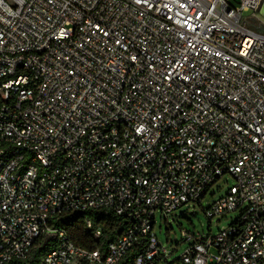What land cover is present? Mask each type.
<instances>
[{
  "label": "built area",
  "instance_id": "obj_1",
  "mask_svg": "<svg viewBox=\"0 0 264 264\" xmlns=\"http://www.w3.org/2000/svg\"><path fill=\"white\" fill-rule=\"evenodd\" d=\"M258 13L264 0H0V264L44 236L39 264H121L135 248L127 264H264ZM225 176L235 185L205 212L239 220L186 235L169 263L158 212L201 205ZM87 211L124 232L88 248L56 225Z\"/></svg>",
  "mask_w": 264,
  "mask_h": 264
},
{
  "label": "rangeland",
  "instance_id": "obj_2",
  "mask_svg": "<svg viewBox=\"0 0 264 264\" xmlns=\"http://www.w3.org/2000/svg\"><path fill=\"white\" fill-rule=\"evenodd\" d=\"M252 16L253 11L244 13L246 19H250ZM257 19L264 24L262 14L258 13ZM234 185L235 180L230 176H225L211 187L201 205L183 206L167 218L158 212L154 231L160 245L169 252L167 257L169 263L180 258L191 244L186 235L195 234L198 237H206L210 233L216 235L239 220L242 214L241 209L225 215L215 216L212 220H209L205 212L217 200L223 198Z\"/></svg>",
  "mask_w": 264,
  "mask_h": 264
},
{
  "label": "trees",
  "instance_id": "obj_3",
  "mask_svg": "<svg viewBox=\"0 0 264 264\" xmlns=\"http://www.w3.org/2000/svg\"><path fill=\"white\" fill-rule=\"evenodd\" d=\"M87 219H91L95 228H101L103 232L100 241H94L92 233L86 228ZM127 222L124 218L105 214L103 212H78L74 214L64 215L56 221V225L65 228L70 233L72 239L80 246L88 248H97L103 246L105 248L109 242L116 240L125 230ZM53 240L51 236H44L38 240L32 249L31 255L27 260L15 261L11 264H39L42 258L53 248ZM138 253L135 248L130 258L121 264L129 263Z\"/></svg>",
  "mask_w": 264,
  "mask_h": 264
},
{
  "label": "water",
  "instance_id": "obj_4",
  "mask_svg": "<svg viewBox=\"0 0 264 264\" xmlns=\"http://www.w3.org/2000/svg\"><path fill=\"white\" fill-rule=\"evenodd\" d=\"M246 26L254 29L257 32L264 33V25L258 22L257 20H255L254 18L250 22H248Z\"/></svg>",
  "mask_w": 264,
  "mask_h": 264
},
{
  "label": "snow or ice",
  "instance_id": "obj_5",
  "mask_svg": "<svg viewBox=\"0 0 264 264\" xmlns=\"http://www.w3.org/2000/svg\"><path fill=\"white\" fill-rule=\"evenodd\" d=\"M137 2H140V0H137ZM145 2H147V0H145Z\"/></svg>",
  "mask_w": 264,
  "mask_h": 264
}]
</instances>
